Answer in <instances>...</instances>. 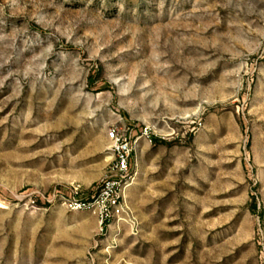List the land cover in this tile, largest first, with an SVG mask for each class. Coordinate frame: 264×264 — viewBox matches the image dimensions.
<instances>
[{"label":"rangeland","instance_id":"1","mask_svg":"<svg viewBox=\"0 0 264 264\" xmlns=\"http://www.w3.org/2000/svg\"><path fill=\"white\" fill-rule=\"evenodd\" d=\"M0 264H264V0H0Z\"/></svg>","mask_w":264,"mask_h":264},{"label":"built area","instance_id":"2","mask_svg":"<svg viewBox=\"0 0 264 264\" xmlns=\"http://www.w3.org/2000/svg\"><path fill=\"white\" fill-rule=\"evenodd\" d=\"M106 138L107 148L113 156L110 175L85 197L68 201L69 208L73 210L97 211L101 221L118 215L122 209L124 190L133 180L134 151L137 146V138L131 132H122L117 127L108 128Z\"/></svg>","mask_w":264,"mask_h":264}]
</instances>
